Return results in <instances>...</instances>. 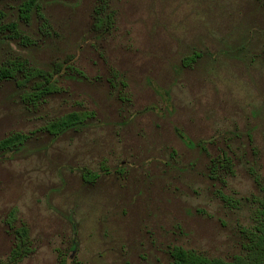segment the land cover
Listing matches in <instances>:
<instances>
[{
    "label": "rangeland",
    "instance_id": "rangeland-1",
    "mask_svg": "<svg viewBox=\"0 0 264 264\" xmlns=\"http://www.w3.org/2000/svg\"><path fill=\"white\" fill-rule=\"evenodd\" d=\"M21 2L0 0V68L16 67L0 140L26 135L0 148V264L20 226L16 264L244 254L264 185V0H37L27 19ZM71 111L83 125L46 131Z\"/></svg>",
    "mask_w": 264,
    "mask_h": 264
},
{
    "label": "trees",
    "instance_id": "trees-1",
    "mask_svg": "<svg viewBox=\"0 0 264 264\" xmlns=\"http://www.w3.org/2000/svg\"><path fill=\"white\" fill-rule=\"evenodd\" d=\"M37 0H22L20 5V16L24 19L29 17L31 9L36 5ZM10 28L16 29V24H10ZM1 29V28H0ZM193 56L190 55L186 58V62L193 61ZM16 72V67L5 66L0 68V78L13 77ZM37 72H31L30 75H35ZM52 89V88H51ZM48 86H41L33 95L35 99L40 98L45 93L49 92ZM86 115L77 111L68 112L58 119L51 120L45 124L47 132L58 135L68 129L77 128L83 125ZM26 139V135L22 132H14L0 140L1 149H10L19 146ZM214 167H217L214 164ZM85 180H89L92 176L84 173ZM257 208L253 214L251 224L243 229L246 237L244 244L245 253L236 255L232 260H224L221 258H209L203 255L186 251L180 247L173 248L171 251L172 261L171 264H264V185L261 186V194L256 199ZM15 216V210L9 212V220ZM15 245L12 248L7 264H16L22 257L29 252L28 230L26 226H20L16 230Z\"/></svg>",
    "mask_w": 264,
    "mask_h": 264
}]
</instances>
